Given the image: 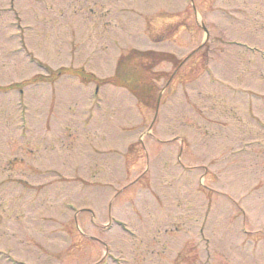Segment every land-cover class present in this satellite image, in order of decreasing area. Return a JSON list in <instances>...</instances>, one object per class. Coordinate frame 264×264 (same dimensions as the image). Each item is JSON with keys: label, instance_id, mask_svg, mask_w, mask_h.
I'll return each instance as SVG.
<instances>
[{"label": "rangeland", "instance_id": "obj_1", "mask_svg": "<svg viewBox=\"0 0 264 264\" xmlns=\"http://www.w3.org/2000/svg\"><path fill=\"white\" fill-rule=\"evenodd\" d=\"M0 264H264V0H0Z\"/></svg>", "mask_w": 264, "mask_h": 264}, {"label": "water", "instance_id": "obj_2", "mask_svg": "<svg viewBox=\"0 0 264 264\" xmlns=\"http://www.w3.org/2000/svg\"><path fill=\"white\" fill-rule=\"evenodd\" d=\"M204 29V28H203ZM205 30V29H204Z\"/></svg>", "mask_w": 264, "mask_h": 264}]
</instances>
